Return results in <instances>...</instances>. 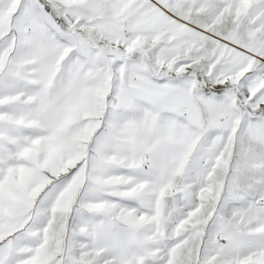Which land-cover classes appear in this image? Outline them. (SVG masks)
Wrapping results in <instances>:
<instances>
[{
  "label": "snow or ice",
  "instance_id": "snow-or-ice-1",
  "mask_svg": "<svg viewBox=\"0 0 264 264\" xmlns=\"http://www.w3.org/2000/svg\"><path fill=\"white\" fill-rule=\"evenodd\" d=\"M0 264H264V0H0Z\"/></svg>",
  "mask_w": 264,
  "mask_h": 264
}]
</instances>
